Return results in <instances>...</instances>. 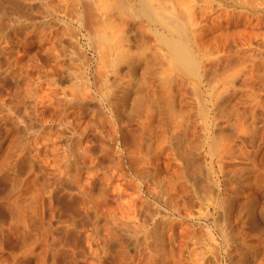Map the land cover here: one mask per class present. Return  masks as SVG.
<instances>
[{
    "label": "rangeland",
    "instance_id": "rangeland-1",
    "mask_svg": "<svg viewBox=\"0 0 264 264\" xmlns=\"http://www.w3.org/2000/svg\"><path fill=\"white\" fill-rule=\"evenodd\" d=\"M132 4L0 0V264L264 262V180L239 152L256 146L236 139L252 107L264 136V0H150L155 25ZM164 18L196 38L198 78L173 67Z\"/></svg>",
    "mask_w": 264,
    "mask_h": 264
},
{
    "label": "bare ground",
    "instance_id": "bare-ground-1",
    "mask_svg": "<svg viewBox=\"0 0 264 264\" xmlns=\"http://www.w3.org/2000/svg\"><path fill=\"white\" fill-rule=\"evenodd\" d=\"M120 3H121V6H124L125 5V1L126 0H118ZM169 1V0H168ZM175 1V0H174ZM178 1V0H177ZM234 1V0H233ZM94 2V1H93ZM92 2V3H93ZM252 2V1H251ZM95 3V2H94ZM174 3H176V2H174ZM261 3V2H260ZM16 4H18V3H16ZM156 4V3H155ZM255 4V3H254ZM253 4V5H254ZM262 4V3H261ZM99 6H100V3L98 4ZM111 5V4H110ZM128 5V4H127ZM182 5H183V3H182ZM181 5V6H182ZM95 6V5H94ZM104 6V5H103ZM132 6L134 7V9H131V10H133L134 11V13H137V15L136 16H140V17H144L145 18V21H147V22H151L152 24H154L155 22L157 23V21H159L158 19H160V18H158L159 16L158 15H156V8L154 7V6H151L150 5V0H149V2L148 1H145V0H133V4H132ZM176 6H177V4H176ZM184 6V5H183ZM189 6V5H188ZM102 7V6H101ZM106 7H107V5H106ZM132 7V8H133ZM170 7H173V6H170ZM179 7V6H178ZM187 7V6H186ZM249 7V6H248ZM252 7V6H251ZM251 7H249V8H251ZM254 7V6H253ZM253 7H252V9L251 10H253ZM256 7V6H255ZM255 7H254V9H255ZM96 8V7H95ZM104 8H105V6H104ZM110 8V7H109ZM111 8H112V6H111ZM121 8V7H120ZM119 8V9H120ZM129 8H131V7H129ZM184 8V7H183ZM189 8V7H188ZM202 8V7H201ZM207 8H208V6H207ZM113 9H115V8H113ZM122 9V8H121ZM206 9V8H205ZM256 9H257V7H256ZM105 10V9H104ZM111 9H109V11H110ZM131 10H130V12H131ZM182 10V9H181ZM186 10V9H185ZM184 10V11H185ZM200 10H202V9H200ZM105 11H108V10H105ZM104 11V12H105ZM113 11V10H112ZM121 11V10H120ZM129 11V10H128ZM183 11V12H184ZM187 11H189V10H187ZM186 11V12H187ZM253 11H255V10H253ZM94 12V11H93ZM98 12V11H97ZM111 12V11H110ZM190 13V12H189ZM188 13V14H189ZM116 14V13H115ZM126 14H127V11H126ZM133 14V13H132ZM186 14V13H185ZM93 15H97L96 13L94 14L93 13ZM187 15V14H186ZM108 16V15H107ZM111 16V15H110ZM113 16V15H112ZM121 16V15H120ZM158 16V17H157ZM98 17V16H97ZM122 17V16H121ZM133 17V16H132ZM135 17V16H134ZM162 17H164V16H162ZM158 18V19H157ZM184 18V17H183ZM123 19V18H122ZM134 19V18H133ZM136 19V18H135ZM172 18H164V19H162L161 20V23L160 22H158V25H160V27H161V25L163 24H165L168 28H169V32L167 31L168 29H166V33L168 32V34H159V40H160V42L163 44V46L165 47V49H166V52H167V54H168V56H169V59L171 60V62H172V65H173V67H175V68H177L182 74H184L186 77L187 76H192V77H195V78H198V76H199V73H198V61L196 60V58H195V51L194 50H198V44H197V41L195 40L196 38H194V41H192V38L191 37H194V36H190V33L188 34L187 33V29L185 30V28H184V26H180V25H178L176 22H174V23H176V24H173L172 25V23H173V21L171 20ZM140 20V19H139ZM164 20H166V21H164ZM183 20V19H182ZM85 21V20H84ZM96 21H97V19H96ZM190 21V20H189ZM192 21V20H191ZM89 22V21H88ZM98 22V21H97ZM102 22V21H101ZM109 22V21H108ZM85 23V22H84ZM91 23V22H90ZM112 23V22H111ZM110 23V24H111ZM160 23V24H159ZM189 23V22H188ZM89 24V23H88ZM135 24V23H134ZM136 24H138V23H136ZM141 24V23H140ZM183 24V23H182ZM192 24V23H191ZM191 24H190V26H191ZM193 24H194V21H193ZM98 25V24H97ZM142 25V24H141ZM155 25V24H154ZM162 25V26H163ZM163 26L164 28H166V26ZM134 26V25H133ZM115 27V26H114ZM137 27H139V26H137ZM149 27V26H148ZM147 27V28H148ZM93 28V27H92ZM104 28H105V26H104ZM120 28V27H119ZM122 28V27H121ZM135 28V27H134ZM143 28V27H142ZM141 28V29H142ZM191 28H192V26H191ZM99 29V28H98ZM98 29H97V31H98ZM103 29V28H102ZM101 29V30H102ZM123 29V28H122ZM93 30V29H92ZM112 30V29H111ZM111 30H109V31H111ZM114 30H115V28H114ZM138 30H140V28H138ZM191 30V29H190ZM194 30V29H193ZM100 31V30H99ZM113 31V30H112ZM116 31V30H115ZM141 31V30H140ZM156 31V30H155ZM94 32V31H93ZM92 32V33H93ZM103 32V31H102ZM120 32H121V29H120ZM148 32V31H147ZM161 32V31H160ZM159 32V33H160ZM193 32V31H192ZM109 33V32H108ZM113 33H114V31H113ZM112 33V34H113ZM137 33H138V31H137ZM162 33V32H161ZM164 33V32H163ZM197 33H199L198 31H197ZM202 33V32H201ZM102 34V33H101ZM110 34V33H109ZM108 34V35H109ZM138 34H140V33H138ZM144 34V33H143ZM114 35V34H113ZM145 35V34H144ZM144 35H143V37H144ZM189 35V36H188ZM105 36V35H104ZM103 36V37H104ZM115 36V35H114ZM195 36H196V34H195ZM142 37V36H141ZM96 37H94V39H95ZM111 38V37H110ZM113 38V37H112ZM123 38V37H122ZM128 38V37H127ZM136 38V37H135ZM92 39H93V37H92ZM119 39H121L120 37H119ZM124 39V38H123ZM140 39V38H139ZM198 39V38H197ZM200 39V38H199ZM100 40V39H99ZM147 40V39H146ZM128 41V40H127ZM138 41V40H137ZM140 41H141V39H140ZM157 41H158V39H157ZM103 43V41H100V43ZM114 42V41H113ZM146 42V41H145ZM159 42V43H160ZM101 43V44H102ZM107 43V42H106ZM105 43V44H106ZM120 43V45H122L121 44V42H119ZM140 43V42H139ZM143 44H144V39H143V42H142ZM142 44V45H143ZM104 45V44H103ZM119 45V44H118ZM130 45V44H129ZM106 46V45H105ZM105 46H104V48H105ZM113 46V45H112ZM114 46H115V44H114ZM124 46V45H123ZM109 47V46H108ZM133 47V46H132ZM136 47V46H135ZM140 47H142V46H140ZM115 48V50L117 49L116 47H114ZM124 48V47H123ZM127 48V47H126ZM125 48V49H126ZM129 48V47H128ZM131 48V47H130ZM153 48H155V47H153ZM159 48V47H158ZM136 49V51H137V47L135 48ZM105 51L106 50H109V48L107 49H104ZM127 50V49H126ZM129 50V49H128ZM156 50V49H155ZM211 50V49H210ZM141 51V50H140ZM115 52V51H114ZM127 52V51H126ZM131 52V51H130ZM144 52V51H143ZM150 52V51H149ZM105 53V52H104ZM108 53V52H107ZM117 53H118V50H117ZM120 53V52H119ZM122 53V52H121ZM120 53V54H121ZM135 53V52H134ZM146 53V52H145ZM120 54H118V56L120 55ZM137 54V53H136ZM139 54H140V52H139ZM143 54V53H142ZM148 54V53H147ZM160 54V53H159ZM158 54V55H159ZM105 55H106V53H105ZM108 55V54H107ZM154 55V54H153ZM157 55V56H158ZM115 56V55H114ZM117 56V57H118ZM122 56L123 55H121V57H120V59L122 58ZM148 56V55H147ZM156 56V55H155ZM162 56H163V52H162ZM161 56V57H162ZM143 57V56H142ZM141 57V58H142ZM146 57V56H145ZM145 57H144V59H145ZM159 57V56H158ZM165 57V56H164ZM119 58V57H118ZM153 58V57H152ZM163 58V57H162ZM161 58V59H162ZM168 58V57H167ZM238 58H239V56H238ZM240 58H242V57H240ZM134 59V58H133ZM156 59V58H155ZM165 59H166V57H165ZM243 59V58H242ZM123 60L126 62L127 60H129L128 59V57L126 56V55H124L123 56ZM163 60V59H162ZM111 61H113V60H111ZM110 61V62H111ZM115 61V60H114ZM167 61V60H166ZM261 61V60H260ZM124 62V63H125ZM146 62H147V58H146ZM152 62V61H151ZM150 62V63H151ZM219 62V61H218ZM113 63L114 62H112V65H113ZM117 63V62H116ZM153 63V62H152ZM200 63V62H199ZM125 64H127V63H125ZM136 64V63H135ZM155 64V63H154ZM129 65V64H128ZM127 65V66H128ZM144 65V64H143ZM164 65V64H163ZM171 65V64H170ZM203 65V64H202ZM252 65V64H251ZM123 66V65H122ZM136 65H134V67H135ZM162 66V65H161ZM156 68V67H155ZM207 68V67H206ZM146 69H149V68H146ZM144 70L145 72L146 71H148V70ZM157 69H159L158 67H157ZM171 69H172V67H171ZM151 70V69H150ZM152 71V70H151ZM154 71V70H153ZM159 71H161V69L159 70ZM205 71V70H204ZM128 72V71H127ZM145 72H143V73H145ZM163 72V71H162ZM147 73V72H146ZM150 73V72H149ZM149 73H148V75H149ZM166 73V72H165ZM151 74V73H150ZM158 74H160V73H158ZM161 74H163V73H161ZM124 75V74H123ZM152 75V74H151ZM127 76V75H126ZM125 76V77H126ZM162 76V75H161ZM138 77V76H137ZM146 77H147V75H146ZM149 77V76H148ZM143 77H141L140 79H142ZM152 78V77H151ZM151 78H148L149 80L151 79ZM132 79V78H131ZM153 79V78H152ZM151 79V80H152ZM158 79V78H157ZM174 79V78H173ZM143 80V79H142ZM172 80V79H171ZM175 80V79H174ZM178 80V79H177ZM136 81H137V79H136ZM140 81V80H139ZM146 81V80H145ZM158 81H159V79H158ZM201 81V80H200ZM229 81H231V80H229ZM228 81V82H229ZM172 82V81H171ZM179 82V81H178ZM24 83H26V82H24ZM129 83V82H128ZM128 83H127V85H128ZM133 83V82H132ZM173 83V82H172ZM230 83V82H229ZM41 84V83H40ZM126 84V83H125ZM162 84V83H161ZM175 84V83H174ZM176 84H177V82H176ZM187 84V83H186ZM192 84V83H191ZM37 85V84H36ZM126 85V86H127ZM159 85V84H158ZM157 85V86H158ZM185 85V84H184ZM149 86V85H148ZM154 86V85H153ZM152 86V87H153ZM156 86V87H157ZM163 86V85H162ZM180 86H181V83H180ZM37 87V86H36ZM83 87H85V86H83ZM139 87V86H138ZM151 86H149V88H150ZM196 88H197V86H195ZM29 89V88H28ZM129 89V88H128ZM198 89V88H197ZM214 89V88H213ZM127 90V89H126ZM153 90V89H152ZM155 90V89H154ZM159 90V89H158ZM183 90V89H182ZM211 90V89H210ZM223 90V89H222ZM235 90V89H234ZM18 91V90H17ZM157 91V90H156ZM15 92V91H14ZM24 92V91H23ZM23 92H21L22 94H23ZM127 92V91H126ZM132 92V91H131ZM143 93H144V91H142ZM159 92V91H158ZM184 92V91H183ZM197 92H199V91H197ZM125 93V92H124ZM127 93H129V91L127 92ZM126 93V94H127ZM148 93V92H147ZM156 93V92H155ZM212 93V92H211ZM126 94H124L125 96H126ZM137 94V92L135 93V96L137 97V96H139V95H136ZM146 94V93H145ZM145 94H144V96H145ZM210 94V93H209ZM228 94V93H227ZM226 94V92H225V95H227ZM53 95V94H52ZM123 95V94H122ZM122 95H120V96H122ZM123 95V96H124ZM129 95V94H128ZM142 95V94H141ZM185 95V94H184ZM224 95V94H223ZM124 96V98H126ZM147 96H149V95H147ZM159 96V95H158ZM161 96V95H160ZM159 96V97H160ZM166 96V95H165ZM198 96H199V94H198ZM210 96V95H209ZM25 97H26V95H25ZM140 97V96H139ZM142 97L143 96H141L140 98L142 99ZM150 97V96H149ZM163 97V96H162ZM133 98V97H132ZM138 98V97H137ZM137 98L135 99V100H137ZM165 97H163V99H164ZM182 98V97H181ZM207 98V97H206ZM222 99L224 98V97H221ZM225 98H227V97H225ZM65 98H63V100H64ZM112 99V98H111ZM114 99V98H113ZM140 99V100H141ZM147 99V98H146ZM163 99H161L162 101H163ZM55 100H56V98H55ZM57 100H59V99H57ZM56 100V101H57ZM100 100V99H99ZM115 100V99H114ZM133 100H134V98H133ZM140 100H137V101H140ZM156 100V99H155ZM164 100H166V99H164ZM201 100V99H200ZM60 101V100H59ZM111 101V100H110ZM113 101V100H112ZM111 101V102H112ZM145 101V100H144ZM198 101V100H197ZM221 101V100H220ZM227 101V100H226ZM231 101H232V99H231ZM58 102V101H57ZM61 102H62V99H61ZM60 102V103H61ZM109 102V101H108ZM126 102V101H125ZM167 102H168V100H167ZM43 103V101L41 102V104ZM114 103H116V102H114ZM169 103V102H168ZM208 103V102H207ZM225 103V102H224ZM238 103V102H237ZM51 104V103H50ZM79 104V103H78ZM81 104V103H80ZM110 104V103H109ZM170 104H172V103H170ZM174 104V103H173ZM203 103H201V104H199L198 106H201L200 108H199V112L201 113V114H204V112H205V106L204 105H202ZM127 105V104H126ZM126 105H123V106H126ZM139 105V104H138ZM141 105V104H140ZM139 105V106H140ZM150 105V104H149ZM148 105V106H149ZM228 105V104H227ZM247 105V104H246ZM59 106V105H58ZM110 106H112V105H110ZM146 106H147V104H146ZM151 106V105H150ZM155 106V105H154ZM157 106V105H156ZM181 106V105H180ZM250 106H251V104H250ZM253 106V105H252ZM251 106V107H252ZM143 107V106H142ZM166 107H168V104L166 105ZM232 107V106H231ZM234 107V106H233ZM249 107V106H248ZM52 108V107H51ZM60 108V107H59ZM130 108V107H129ZM144 108V107H143ZM172 108V107H171ZM188 108V107H187ZM244 108H246V107H244ZM263 108V107H262ZM64 109V108H63ZM139 109H141V108H139ZM159 109V108H158ZM165 109V108H164ZM170 109V108H169ZM190 109V108H189ZM236 109V108H235ZM249 109V108H248ZM250 109H252V113H254L255 112V110L254 109H256V107L255 108H250ZM249 109V110H250ZM257 109H259V108H257ZM257 109H256V111H257ZM60 110V109H59ZM129 110V109H128ZM144 110V109H143ZM149 110V109H148ZM160 110V109H159ZM162 110V109H161ZM171 110V109H170ZM186 110V109H185ZM191 110V109H190ZM244 110V109H243ZM248 110V111H249ZM124 111H126V110H124ZM132 111V110H131ZM152 111V110H151ZM176 111H178V110H176ZM176 111H171V113L170 114H172L173 112H176ZM187 111V110H186ZM189 111V110H188ZM209 111V110H208ZM222 111H224V109H222ZM239 111V110H238ZM263 111V110H262ZM66 112H67V110H66ZM70 112V111H69ZM133 112V111H132ZM132 112H131V114H132ZM146 111H144V113H145ZM160 112H162V111H160ZM224 112H227L228 113V111H224ZM243 112V111H242ZM241 112V113H242ZM261 112V111H260ZM126 113V112H125ZM135 113H136V111H135ZM158 113V112H157ZM182 113V112H181ZM189 113V112H188ZM208 113V112H207ZM219 113V112H218ZM240 113V114H241ZM244 113V112H243ZM242 113V114H243ZM250 113V112H249ZM252 113H250L251 115H252V121H250V124H248V125H251V127L249 126V128L250 129H248V127H247V129L245 128V127H243L242 128V126L246 123H244L242 126H240V124H239V127L237 128V130H238V132H237V135H236V139L238 138L240 141H242V142H246L247 143V145L246 146H249L250 145V148L251 147H253V146H256V149L253 151L252 150V152L251 151H248V150H246V151H248V153L249 154H247V152H244V150L243 151H239V152H241V154L243 155V157H248L246 160L247 161H249L250 162V164H251V169L252 170H256L257 172H258V175L256 176V178H255V182L257 181V183L258 182H262L264 179V177H263V175H264V170H262V168H261V166H264L263 164H264V153L261 151V144H264V142H263V138H264V136H263V134H260V131H259V134L257 133L258 132V130H256V129H258V128H254L253 126H255L254 124H255V114H252ZM257 113V112H256ZM259 113V112H258ZM263 113V112H262ZM51 114V113H50ZM53 114H54V112H53ZM128 114H129V112H128ZM151 114V113H150ZM160 116H161V114L160 113H158ZM164 114V113H163ZM166 114V113H165ZM175 114V113H174ZM191 114V113H190ZM226 114V113H225ZM237 114V113H236ZM241 114V115H242ZM56 115V114H55ZM62 114H60V116H61ZM127 115V114H126ZM130 115V114H129ZM128 115V116H129ZM149 115V114H148ZM175 115H177V114H175ZM175 115H172V116H175ZM178 115H179V112H178ZM182 115V114H181ZM219 115H221V114H219ZM249 115V114H248ZM59 116V117H60ZM66 116V115H65ZM68 116V115H67ZM70 116V115H69ZM157 116V115H156ZM163 116H165V115H163ZM172 116H170V118L172 119ZM192 116V115H191ZM250 116V115H249ZM57 117V116H56ZM154 117V116H153ZM165 117H167V115L165 116ZM203 117V116H202ZM228 117V116H227ZM55 118V117H54ZM132 118V117H131ZM159 118V117H158ZM157 118V119H158ZM66 119V118H65ZM126 119V118H125ZM128 119V118H127ZM130 119V118H129ZM162 119H165V118H162ZM180 119V118H179ZM192 119V118H191ZM203 119V118H202ZM211 119V118H210ZM60 120V119H59ZM58 120V121H59ZM134 120H135V117H134ZM139 120V119H138ZM160 120V119H159ZM166 121H168L167 119H165ZM181 120V119H180ZM190 120V119H189ZM196 120V119H195ZM42 121V120H41ZM146 121H148L147 119H146ZM146 121H145V123H146ZM191 121V120H190ZM197 121V120H196ZM62 122V121H61ZM160 123L162 122L163 123V120H161V121H159ZM165 122V121H164ZM169 122V121H168ZM168 122H165V123H168ZM173 122V121H172ZM185 122H187V121H185ZM189 122V121H188ZM195 122V121H194ZM193 122V123H194ZM205 123V121H202V123ZM215 122V121H214ZM236 122V121H235ZM64 123V122H63ZM144 123V122H143ZM154 123V122H153ZM152 123V124H153ZM192 123V124H193ZM216 123V122H215ZM149 124V123H148ZM156 124V123H155ZM157 124H159V123H157ZM164 124V123H163ZM188 124V123H187ZM227 124H229V123H227ZM226 124V125H227ZM235 124V123H234ZM66 125V124H65ZM146 125H147V123H146ZM151 125V124H150ZM165 125V124H164ZM185 125V124H184ZM158 126V125H157ZM194 126V125H193ZM216 126H217V124H216ZM246 126V125H245ZM47 127V126H46ZM151 127H152V125H151ZM200 127V126H199ZM229 127H230V124H229ZM158 128H159V126H158ZM161 128H162V126H161ZM161 128H159V129H161ZM171 128V127H170ZM187 128V127H186ZM191 128V127H190ZM190 128H188V129H190ZM193 128V127H192ZM217 128V127H216ZM215 128V129H216ZM226 128H227V126H226ZM233 128H234V126H233ZM149 129H151V128H149ZM164 129H165V127H164ZM181 129V128H180ZM230 129V128H229ZM263 129V128H262ZM262 129H260V130H262ZM157 130V129H156ZM167 130H169V129H167ZM166 130V131H167ZM183 131H184V129H182ZM221 130V129H220ZM234 130V129H233ZM264 130V129H263ZM23 131V130H22ZM152 131H154V130H152ZM159 131V130H158ZM162 131H163V129H162ZM166 131L164 132V133H166ZM170 131V130H169ZM178 131V130H177ZM197 131V130H196ZM217 131V130H216ZM227 131V130H226ZM236 131V130H235ZM160 132V131H159ZM200 132V131H199ZM232 132V131H231ZM262 132V131H261ZM174 133V132H173ZM198 133V132H197ZM201 133V132H200ZM204 133V132H203ZM236 132H234V134H235ZM19 134V133H18ZM150 134V133H149ZM153 134V133H152ZM163 134V133H162ZM161 134V135H162ZM219 134V133H218ZM231 134V133H230ZM24 135V134H23ZM175 136L173 137H170L171 139H173V138H177L178 136L176 135V133L174 134ZM179 135V134H178ZM186 135V134H185ZM194 135H195V133H194ZM198 135H199V133H198ZM224 135V134H223ZM222 135V136H223ZM229 135V134H228ZM227 135V136H228ZM143 136V135H142ZM164 136V135H163ZM196 136V135H195ZM213 136V135H212ZM218 136H220V135H218ZM217 136V137H218ZM146 137V136H145ZM160 137V134L159 135H157V138H159ZM188 137V136H187ZM207 137V136H206ZM214 137H215V135H214ZM232 137V136H231ZM261 137H262V139H261ZM142 138V137H141ZM163 138V137H162ZM182 138H183V136H182ZM189 138V137H188ZM199 138V137H198ZM151 139V138H150ZM156 139V138H155ZM160 139V138H159ZM178 139H180L179 137H178ZM184 139V138H183ZM200 139V138H199ZM198 139V140H199ZM218 139V138H217ZM225 139V138H224ZM224 139H222V140H224ZM226 139H228V138H226ZM237 139V140H238ZM153 140V139H152ZM163 140V139H162ZM182 140V139H181ZM216 140V139H215ZM215 140H213L212 142H211V144L215 141ZM220 139H218V142H220L219 141ZM235 140V139H234ZM259 141V144H257L256 145V141ZM166 141V140H165ZM164 141V142H165ZM173 141H174V139H173ZM176 141H179V140H177L176 139ZM183 142H184V140H182ZM186 141V140H185ZM191 141V140H190ZM211 141V140H210ZM181 142V141H180ZM223 142V141H222ZM156 144H157V142H155ZM185 143V142H184ZM187 143V142H186ZM189 143V142H188ZM214 143H217V142H214ZM221 143V142H220ZM245 143V144H246ZM255 143V144H254ZM144 144V143H143ZM155 144V145H156ZM192 144V143H191ZM191 144H189V145H191ZM228 144V143H227ZM249 144V145H248ZM148 145V144H147ZM162 146L161 144H158L157 146ZM175 146L177 145V143H175L174 144ZM173 145V146H174ZM218 145V144H217ZM221 145V144H220ZM239 145V144H238ZM192 146V145H191ZM190 146V147H191ZM210 146V145H209ZM213 146V145H212ZM226 146H228V145H226ZM231 146V145H230ZM234 146V145H233ZM240 146V145H239ZM185 147H187V146H185ZM194 147V146H193ZM215 148H216V146H214ZM222 147V146H221ZM236 147V146H235ZM155 148H156V146H155ZM184 148V147H183ZM194 148H196L197 149V146L196 147H194ZM229 148V147H228ZM227 148V149H228ZM240 148V147H239ZM154 149V148H153ZM159 149V148H158ZM167 149V148H166ZM178 149H180V148H178ZM178 149H176V150H178ZM196 149H194V150H196ZM198 149H200V148H198ZM211 149H212V147L209 149L210 150V152L211 153H214L213 151L215 150H213V151H211ZM227 149H225L226 151H227ZM232 149V148H231ZM237 149V148H236ZM243 149V148H242ZM192 150H193V148H192ZM235 150V149H234ZM241 150V149H240ZM133 151V150H132ZM143 151V150H142ZM145 151V150H144ZM168 151H169V149H168ZM180 151H182V150H180ZM198 151V150H197ZM216 151H217V149H216ZM130 152H131V150H130ZM161 152V151H160ZM175 152V151H174ZM190 152V151H189ZM200 152V151H199ZM228 152H229V150H228ZM227 152V153H228ZM231 152V151H230ZM254 152V153H253ZM176 153V152H175ZM192 153V152H191ZM222 153V152H221ZM247 154V156H244V154ZM253 153V154H252ZM133 154H134V152H133ZM143 154V153H142ZM150 154V153H149ZM183 154V153H182ZM184 154H185V152H184ZM197 154H199L198 152H197ZM219 155H221L220 153H218ZM230 154V153H229ZM233 154V153H232ZM231 154V155H232ZM139 155V154H138ZM151 155V154H150ZM177 155V154H176ZM187 155H189V154H187ZM191 155H193V154H191ZM230 155V156H231ZM235 155L237 156V154L235 153ZM249 155V156H248ZM146 156V155H145ZM152 156V155H151ZM196 156V155H195ZM194 156V157H195ZM202 156V155H201ZM223 156H224V154H223ZM238 156H240V155H238ZM237 156V158H239ZM154 157V156H153ZM179 157H180V155H179ZM183 157V156H182ZM181 157V158H182ZM218 157V156H217ZM257 157H259V159H257V161H255L256 160V158ZM184 158V157H183ZM198 158V157H197ZM227 158H228V156H227ZM193 159V158H192ZM195 159V158H194ZM189 161V160H188ZM203 161V160H202ZM218 162H219V159L217 160ZM181 162V161H180ZM183 162V161H182ZM190 162V161H189ZM200 162V161H199ZM248 162V163H249ZM185 164H186V162H184ZM191 163V162H190ZM216 163V161L214 160L213 162H212V167H213V164H215ZM198 164V163H197ZM192 165V164H191ZM190 165V166H191ZM200 165V164H199ZM225 166V165H224ZM146 167V166H145ZM186 168V167H185ZM219 169H220V171H222L221 170V167L219 166L218 167ZM146 169V168H145ZM156 169V168H155ZM191 169H192V167H191ZM201 169V168H200ZM216 169V168H215ZM246 169V168H245ZM149 170V169H148ZM157 170V169H156ZM199 170V169H198ZM205 170V169H204ZM227 170V169H226ZM240 170H242V169H240ZM193 171V170H192ZM195 171H197V170H195ZM219 171V170H218ZM146 172V171H145ZM147 172H149V171H147ZM151 172V171H150ZM156 172V171H155ZM158 172V171H157ZM205 172V171H204ZM208 172V171H207ZM215 172V171H214ZM237 172V171H236ZM238 172H239V169H238ZM240 172H243V170L242 171H240ZM186 173V172H185ZM196 173V172H195ZM199 173H200V171H199ZM233 173V172H232ZM249 173V172H248ZM189 174V173H188ZM201 174H203L202 173V171H201ZM200 174V175H201ZM238 174V173H237ZM191 175V174H190ZM194 175L195 174H193V177H194ZM199 175V174H198ZM206 175V174H205ZM233 175H235V174H233ZM185 176H186V174H185ZM196 176V175H195ZM202 176V175H201ZM204 176V175H203ZM208 176V175H207ZM211 176V175H210ZM209 176V177H210ZM237 176V175H236ZM235 176V177H236ZM240 174H239V178L238 179H240ZM152 177V176H151ZM200 177V176H199ZM205 177V176H204ZM225 177H228V176H226L225 175ZM238 177V176H237ZM255 177V176H254ZM186 178V177H185ZM188 178H190V177H188ZM194 178H196V177H194ZM208 178V177H207ZM244 178L245 177H242V179H243V181H244ZM155 179H157V177L155 178ZM191 179H193L192 178V176H191ZM212 179V178H211ZM150 180H154V178H152V179H150ZM187 180H189V179H187ZM195 180H197L198 181V178H196V179H194V181ZM203 180V179H202ZM222 180V179H221ZM228 180H230V179H228ZM234 180V179H233ZM235 180H237L236 178H235ZM248 180V179H247ZM192 181V180H191ZM210 181V180H209ZM241 181V180H240ZM246 181V180H245ZM254 181V180H253ZM196 182V181H195ZM201 182V181H200ZM234 182V181H233ZM236 182V181H235ZM239 182V181H238ZM242 182V181H241ZM254 182V183H255ZM204 183H205V181H204ZM211 183H213V182H211ZM247 183V182H246ZM208 184V183H207ZM241 184H244V183H241ZM252 185V184H251ZM258 185V184H257ZM201 186V185H200ZM205 186V185H204ZM226 186V185H225ZM234 186V185H233ZM232 186V187H233ZM240 186V185H239ZM248 186H249V184H248ZM31 187V186H30ZM197 187H198V182H197ZM202 187V186H201ZM206 187H207V185H206ZM205 187V188H206ZM208 187H210V186H208ZM18 188V187H17ZM200 188V187H199ZM204 188V189H205ZM216 188V187H215ZM239 188V187H238ZM245 188V187H244ZM16 188H14V190H15ZM229 189H231V188H229ZM229 189H226V190H229ZM237 189V188H236ZM14 190H12V191H14ZM17 190V189H16ZM200 190H202L203 191V189H200ZM210 190V189H209ZM224 190V189H223ZM232 190H233V188H232ZM196 191V190H195ZM231 191V190H230ZM234 191H235V188H234ZM233 191V192H234ZM15 192V191H14ZM17 192V191H16ZM28 192V191H27ZM201 192V191H200ZM229 192V191H228ZM232 192V191H231ZM23 193V192H22ZM198 193V192H197ZM206 194H207V192H205ZM205 193H202V194H205ZM215 193V192H214ZM238 193V192H237ZM236 193V194H237ZM31 194H32V192H31ZM34 194V193H33ZM193 194V193H192ZM201 194V193H200ZM216 194V193H215ZM228 194H230V193H228ZM227 194V195H228ZM235 194V195H236ZM198 195V194H197ZM239 195V194H238ZM237 195V196H238ZM25 196V195H24ZM193 196V195H192ZM199 197H200V195H198ZM22 197V196H21ZM37 197V196H36ZM36 197H35V199H36ZM191 197V196H190ZM203 197V196H202ZM202 197L200 198V199H202ZM208 196L206 195V198H207ZM211 197V196H210ZM230 197V196H229ZM17 198H18V196H17ZM189 198V197H188ZM204 198V197H203ZM222 198V197H221ZM228 198V197H227ZM223 199V198H222ZM221 199V200H222ZM224 199H226V198H224ZM14 201H16L15 199H13ZM30 200H31V198H30ZM167 200V199H166ZM33 201V200H32ZM161 201V200H160ZM169 201V200H168ZM220 201V200H219ZM226 201V200H225ZM25 202V201H24ZM228 202V201H227ZM214 203V202H213ZM225 203V202H224ZM234 203V202H233ZM15 204V203H14ZM20 204V203H19ZM164 204H166V203H164ZM171 204V203H170ZM169 204V205H170ZM209 204V203H208ZM212 204V203H211ZM226 204V203H225ZM224 204V205H225ZM26 205V204H25ZM223 204H222V206H224ZM227 205V204H226ZM19 206V205H18ZM33 206V205H32ZM17 207V206H16ZM166 207H167V205H166ZM172 207V206H171ZM176 207V206H175ZM26 208V207H25ZM169 208H170V206H169ZM227 208V207H226ZM21 209V208H20ZM219 209V208H218ZM33 210V209H32ZM225 211V210H224ZM223 211V209H222V212H224ZM36 212V211H35ZM218 212V211H217ZM216 212V213H217ZM227 212H228V210H227ZM221 215H226V214H221ZM220 215V216H221ZM226 217V216H225ZM225 217H224V219H225ZM228 217H230V216H228ZM220 218V217H219ZM217 220V219H216ZM222 220V219H221ZM231 220V219H230ZM234 220V219H233ZM219 221H220V219H219ZM223 221V220H222ZM225 221H226V219H225ZM159 223V222H158ZM157 223V224H158ZM239 223V222H238ZM242 223V222H241ZM155 224V223H154ZM157 224H156V227H157ZM227 224V223H226ZM217 225V224H216ZM155 226V225H154ZM218 226V225H217ZM228 226V225H227ZM161 227V226H160ZM232 227V226H231ZM159 228V227H158ZM216 228V227H215ZM218 229V228H217ZM220 230H221V228H219ZM223 229V228H222ZM153 230H155V229H153ZM159 230V229H158ZM230 230V229H229ZM237 230H238V228H237ZM218 231V230H217ZM236 231V230H235ZM239 231V230H238ZM237 231V232H238ZM243 231V230H242ZM156 232H157V229H156ZM155 232V233H156ZM160 234L162 233V232H160V231H158ZM209 232V231H208ZM226 232V231H225ZM229 232V231H228ZM232 232V231H231ZM230 232V233H231ZM234 232V231H233ZM159 233H156V234H159ZM221 233V232H220ZM240 233V232H239ZM239 233H237L238 235H240ZM210 234V233H209ZM227 234V233H226ZM154 235V234H153ZM168 235V234H167ZM234 235V234H233ZM159 236V235H158ZM157 236V237H158ZM165 236V235H164ZM237 236V235H236ZM155 237V236H154ZM168 237V236H167ZM170 237V236H169ZM224 237H225V235H224ZM164 238V237H163ZM229 238V237H228ZM157 239V238H156ZM160 239V238H159ZM225 239V238H224ZM161 240V239H160ZM157 241H159L158 239H157ZM163 241V240H162ZM168 242V241H167ZM170 242V241H169ZM156 243V242H155ZM244 243H246V242H244ZM261 243V242H260ZM227 244V243H226ZM264 244V243H263ZM160 245V244H159ZM247 245V244H246ZM227 246V245H226ZM247 246H249V244L247 245ZM247 246H245V247H247ZM157 247H158V245H157ZM252 247V246H251ZM263 247H264V245H263ZM229 248V247H228ZM157 249V248H156ZM255 249V248H254ZM253 249V250H254ZM229 250V249H228ZM251 250H252V248H251ZM253 250H252V252H253ZM257 250V249H256ZM261 250V249H260ZM156 251V250H155ZM158 251H160V250H158ZM157 251V252H158ZM167 251V250H166ZM170 251V250H169ZM259 251V250H258ZM262 251V250H261ZM156 253V252H155ZM245 253V252H244ZM160 254V253H159ZM166 254V253H165ZM171 254V253H170ZM161 255V254H160ZM171 256V255H170ZM245 256V255H244ZM243 256V257H244ZM168 257V256H167ZM156 258V257H155ZM161 259H163L162 257H161ZM169 259V258H168ZM171 259V258H170ZM164 260V259H163ZM162 260V261H163ZM159 262V261H158ZM260 262V261H259ZM174 263V262H173ZM262 263H264V262H262ZM262 263H260V264H262ZM155 264V263H154ZM172 264V263H171Z\"/></svg>",
    "mask_w": 264,
    "mask_h": 264
}]
</instances>
